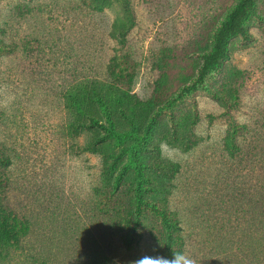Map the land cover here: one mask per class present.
Instances as JSON below:
<instances>
[{
  "label": "rangeland",
  "instance_id": "374dc122",
  "mask_svg": "<svg viewBox=\"0 0 264 264\" xmlns=\"http://www.w3.org/2000/svg\"><path fill=\"white\" fill-rule=\"evenodd\" d=\"M118 1L0 0V184L23 218L11 250L23 264H159L168 257L155 213L132 248L114 224L142 185L181 222L183 264H256L264 0L245 23L249 38H232L229 59L204 78L239 0H131L134 19ZM94 89L123 138L97 149L98 134L81 127L102 117ZM114 157L119 196L105 175Z\"/></svg>",
  "mask_w": 264,
  "mask_h": 264
},
{
  "label": "trees",
  "instance_id": "16d2710c",
  "mask_svg": "<svg viewBox=\"0 0 264 264\" xmlns=\"http://www.w3.org/2000/svg\"><path fill=\"white\" fill-rule=\"evenodd\" d=\"M256 0H239L231 14L228 16L226 21L220 27L215 34L213 51L204 57L201 78L215 70L221 63L229 59L228 45L232 38L236 36H242L249 38L246 33L245 23L249 18L251 12L254 9ZM118 3L132 19L135 18L131 0H119ZM113 37H116L113 34ZM119 37L123 35L119 34ZM125 37V36H124ZM91 87H96L94 81L89 82ZM89 100L99 108L102 113V117L91 115L88 120L89 122L81 124L83 131L91 132L96 135L92 145L94 149L104 144L106 141L116 139L122 141L123 138L118 136L114 131L113 122V110L103 99L101 93L94 89L93 92H89ZM118 158H109L105 162V175L110 181V186L115 195L119 196L122 191V178L123 175L116 174L115 167L118 164ZM126 172V169L122 171ZM6 186L0 184V238L5 240V243L0 242V264H23V261L19 260L18 251L11 250L12 244L21 241V232L15 229V224L23 225L17 222L16 219H23L17 213L15 207L7 201L5 196ZM260 212L258 219L253 221L252 228L256 229V236L253 237L256 242V248L251 252L253 255L256 254V264H264V185L260 188ZM142 185L134 188L133 196L136 198L137 204L129 206L127 209H118L115 214L114 224L120 230L124 245L127 248H132L136 244L137 237L141 231L144 223L146 222V216L150 212L155 213L161 221L164 229L165 236L163 239V247L169 260H173L174 264H183L185 256V248L187 246L186 238L184 236V229L181 226V222L177 219L172 218L166 209L151 205L149 201L144 197L142 191ZM36 261L35 258H26L24 262Z\"/></svg>",
  "mask_w": 264,
  "mask_h": 264
},
{
  "label": "clouds",
  "instance_id": "9594fccd",
  "mask_svg": "<svg viewBox=\"0 0 264 264\" xmlns=\"http://www.w3.org/2000/svg\"><path fill=\"white\" fill-rule=\"evenodd\" d=\"M159 264H174V261L162 257L159 261Z\"/></svg>",
  "mask_w": 264,
  "mask_h": 264
}]
</instances>
